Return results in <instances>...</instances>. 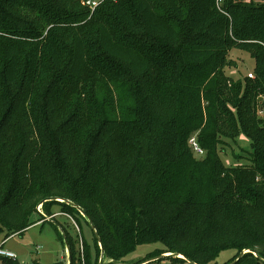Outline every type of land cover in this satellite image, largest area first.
Masks as SVG:
<instances>
[{
    "label": "trees",
    "instance_id": "obj_1",
    "mask_svg": "<svg viewBox=\"0 0 264 264\" xmlns=\"http://www.w3.org/2000/svg\"><path fill=\"white\" fill-rule=\"evenodd\" d=\"M234 49L254 79L226 74ZM261 96L264 0H0V238L56 205L93 233L91 250L62 226L70 264L150 243L193 264L226 250L264 264ZM242 136L251 163L226 166Z\"/></svg>",
    "mask_w": 264,
    "mask_h": 264
},
{
    "label": "rangeland",
    "instance_id": "obj_2",
    "mask_svg": "<svg viewBox=\"0 0 264 264\" xmlns=\"http://www.w3.org/2000/svg\"><path fill=\"white\" fill-rule=\"evenodd\" d=\"M229 58L236 64L233 67L226 68V74L229 77L238 80L244 79L250 73H253L254 75L253 70L255 68V61L249 53L234 49L230 52ZM254 78L255 75L252 79ZM258 115L264 120V116L260 114ZM239 144V148L236 147L235 144L224 146L222 150H225L226 152H220V157L226 166L237 165L240 163L249 165L251 163L252 148L250 141L242 136L240 137ZM231 149L233 150L231 151ZM238 154L244 156V160L236 161L235 158ZM38 210L40 213H35L32 216V221L35 222V224L31 227L23 230L21 233L12 235L7 240L0 238V246L2 245L6 250L14 252L17 255V262H19V264H70V254L65 243L63 228L72 236V238H76V236H78V227L80 226L85 243L91 248V250L94 249L93 233L84 219H79V217L75 218L76 224L78 223L77 225L72 219L65 215H57L54 220L45 221V215L49 216L51 213H59L61 211L60 207L54 205L51 207V211L48 212L46 208L39 205ZM38 221L41 222L36 223ZM4 241L6 242L4 243ZM77 242L78 248H80V242ZM162 248L163 246L161 243L140 245L126 258L120 260L119 264H147L156 261H160L162 264H172V260L167 259L169 257L186 260L181 254L162 253ZM79 251L81 258H83L82 251L80 249ZM243 253H248V251ZM235 255L236 251L234 250L223 251L217 258V262L218 264H225L233 260ZM108 262L109 260L106 258L104 259L102 256L98 259V264H107ZM186 262V264H191L187 260ZM233 262L234 260L231 261L230 264Z\"/></svg>",
    "mask_w": 264,
    "mask_h": 264
},
{
    "label": "built area",
    "instance_id": "obj_3",
    "mask_svg": "<svg viewBox=\"0 0 264 264\" xmlns=\"http://www.w3.org/2000/svg\"><path fill=\"white\" fill-rule=\"evenodd\" d=\"M103 0H83V4L85 6H87L91 11L96 10V8L101 4ZM221 0H218V2H220ZM253 73H250L247 75V77L249 78H253ZM260 100L264 103V96L260 97ZM262 102L260 104H262ZM258 114L264 116V109L260 108ZM190 147L192 148L194 154L196 155V157H203L205 155V151L204 149L200 146L197 137L193 136L192 138H190ZM57 215H65L67 217H69L66 214H61V213H57L53 216H46L44 217L45 221L46 220H52L53 217H56ZM6 241H4L5 243ZM3 243V244H4ZM12 260V261H17V255L10 251V250H6L2 245L0 246V260ZM2 264V263H1ZM5 264V263H4Z\"/></svg>",
    "mask_w": 264,
    "mask_h": 264
},
{
    "label": "water",
    "instance_id": "obj_4",
    "mask_svg": "<svg viewBox=\"0 0 264 264\" xmlns=\"http://www.w3.org/2000/svg\"><path fill=\"white\" fill-rule=\"evenodd\" d=\"M51 200H57V201H61V200H59V199H56V198H52ZM61 202H63V201H61ZM67 203H69V202H67ZM78 208V207H77ZM78 210L81 212V214L91 223V221H90V219L88 218V216L86 215V213H84L83 211H82V209H80V208H78ZM92 229L93 230H95V228L94 227H92ZM69 249V248H68ZM69 254H70V251H69ZM244 253H242L241 254V256L243 255ZM240 256V257H241ZM103 257V256H102ZM180 257H182V256H180ZM240 258H237L236 259V261L235 262H233L232 264H234V263H236L238 260H239ZM70 262H71V255H70ZM102 262V261H101ZM188 262L189 263H191V264H193L192 263V261H190V260H188Z\"/></svg>",
    "mask_w": 264,
    "mask_h": 264
},
{
    "label": "crops",
    "instance_id": "obj_5",
    "mask_svg": "<svg viewBox=\"0 0 264 264\" xmlns=\"http://www.w3.org/2000/svg\"><path fill=\"white\" fill-rule=\"evenodd\" d=\"M41 222V221H40ZM40 222H38V223H40ZM18 261V260H17Z\"/></svg>",
    "mask_w": 264,
    "mask_h": 264
}]
</instances>
